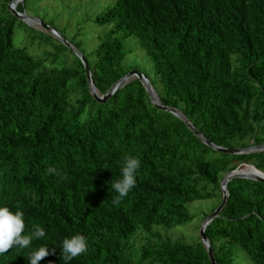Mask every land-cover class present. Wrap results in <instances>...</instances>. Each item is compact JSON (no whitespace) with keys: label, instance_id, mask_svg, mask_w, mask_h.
<instances>
[{"label":"trees","instance_id":"trees-1","mask_svg":"<svg viewBox=\"0 0 264 264\" xmlns=\"http://www.w3.org/2000/svg\"><path fill=\"white\" fill-rule=\"evenodd\" d=\"M11 1L0 0V207L23 211L25 234L40 225L46 236L0 264H30L41 246L55 253L40 264H65L62 241L76 234L89 249L69 264H212L200 237L162 231L191 223L192 204L219 197L213 212L225 175L243 163L264 172V152L212 150L154 106L136 78L98 102L81 59L60 42L36 52L48 37L16 18ZM94 21L111 26L95 51H81L102 95L130 72L125 40L134 37L154 62L147 77L163 105L217 146L264 144V0H113ZM129 155L141 168L117 206L112 183ZM227 190L206 229L213 255L219 264H264V183L236 178Z\"/></svg>","mask_w":264,"mask_h":264},{"label":"rangeland","instance_id":"rangeland-1","mask_svg":"<svg viewBox=\"0 0 264 264\" xmlns=\"http://www.w3.org/2000/svg\"><path fill=\"white\" fill-rule=\"evenodd\" d=\"M112 2L113 0H26L24 11L31 17L39 19L43 24L54 28L70 44L75 47L79 46V50L88 55L99 46L100 37H103L104 33L111 29V26H99L94 20ZM33 26L30 27L48 37L45 40H36L35 47L42 46L41 49L35 48L36 52L40 53L41 50L56 52V46L60 41L46 31L42 25L34 24ZM25 35H28V32L20 26L15 38L22 39ZM125 42L129 50L124 63L125 67L131 69L130 71H140L153 79L154 62L142 45L134 37L128 38ZM68 55L71 60L70 54ZM259 135L264 138V130H261ZM251 142L253 143V141ZM250 166L243 163L239 169L244 170ZM219 201V197H216L212 200L192 204L190 211L195 216L191 223L175 230L162 231V233L173 239H183L185 242L197 240L200 237L203 221L206 216L212 213Z\"/></svg>","mask_w":264,"mask_h":264},{"label":"water","instance_id":"water-1","mask_svg":"<svg viewBox=\"0 0 264 264\" xmlns=\"http://www.w3.org/2000/svg\"><path fill=\"white\" fill-rule=\"evenodd\" d=\"M23 0H12L10 4L8 5L9 11L18 19L21 21L31 24L29 21L30 20H35L36 22H39L42 27L47 30L52 36L57 38L60 42H62L66 47H68L78 58L81 59L85 70H86V75H87V80H88V86L90 93L92 96L100 103H105L107 102L114 94H116L119 90H121L126 84H128L132 79H138L141 81L143 86L145 87L146 91L148 92L150 99L153 103L154 106L157 108L169 112L173 114L174 116L178 117L181 119L187 126L188 128L197 136L205 145L210 147L212 150L224 153V154H230V155H243V154H251L255 152H264V144L263 145H251L249 147L245 148H226L222 146H217L215 143L210 141L208 138H206L203 133L198 130L187 118L186 116L181 113L178 109L170 106L163 105L153 87L151 84L150 79L145 75L144 73L137 71V70H132L130 71L126 76L118 80L105 94H100L99 91L97 90L94 79H93V74L91 71V68L89 66L88 61L84 57L83 53L75 46L70 44L59 32H57L54 28L43 24L39 19L33 18L28 14L25 13H20L17 9V3L22 2ZM256 172L252 173H246L239 171V169H235L232 172L228 173L225 175L224 179L221 182V192H222V202L221 204L211 213L209 214L205 220L203 221L201 228H200V238L204 246L207 248V252L209 254V257L211 259L212 264H219L214 255H213V248L211 246V242L206 234V228L207 226L217 217L220 216L221 212L225 208L227 201H228V190H227V184L236 178H247L251 180H255L261 183H264V172L258 170L255 168L254 165H251Z\"/></svg>","mask_w":264,"mask_h":264},{"label":"clouds","instance_id":"clouds-1","mask_svg":"<svg viewBox=\"0 0 264 264\" xmlns=\"http://www.w3.org/2000/svg\"><path fill=\"white\" fill-rule=\"evenodd\" d=\"M22 2L17 3L16 9L18 4ZM25 14L27 13L25 12ZM29 26H33V24ZM245 164L253 165L248 163ZM240 166L236 169H239ZM140 168L141 160L139 158L130 155L124 158L121 169L122 178L112 183V189L117 193L112 200L114 205L119 206L122 200L127 197L130 191L136 186L137 173ZM47 172L49 175L55 174L57 176H62V173L55 167H49ZM63 178L66 179V175H63ZM26 227L23 211L17 210L13 212L8 207H0V256L8 253L14 247L20 249L29 248L33 240H39L46 236L44 228L40 225H35L34 229L28 234H25ZM88 249V240L83 234L73 235L71 238H65L62 241L61 259L65 261V264H69L73 259L85 254ZM54 253L55 249L50 252L48 247L41 246L38 250L32 251L27 258L30 264H40L44 258Z\"/></svg>","mask_w":264,"mask_h":264},{"label":"bare ground","instance_id":"bare-ground-1","mask_svg":"<svg viewBox=\"0 0 264 264\" xmlns=\"http://www.w3.org/2000/svg\"><path fill=\"white\" fill-rule=\"evenodd\" d=\"M31 24H39V22H36L35 20H30L29 21ZM239 171H242V172H246V173H252V172H256L255 171V169L252 167V166H250V167H246V169H244V170H240L239 169Z\"/></svg>","mask_w":264,"mask_h":264}]
</instances>
